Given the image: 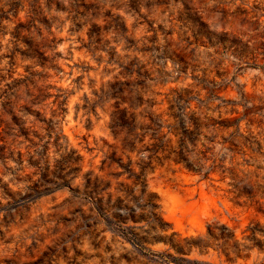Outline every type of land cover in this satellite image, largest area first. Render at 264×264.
Listing matches in <instances>:
<instances>
[{
	"label": "rangeland",
	"instance_id": "1",
	"mask_svg": "<svg viewBox=\"0 0 264 264\" xmlns=\"http://www.w3.org/2000/svg\"><path fill=\"white\" fill-rule=\"evenodd\" d=\"M263 26L264 0H0V116L15 131L12 107L28 129L0 128L14 149L0 159V264H159L148 257L164 244L138 251L110 231L101 239L104 220L82 191L87 172L103 189L110 183L102 195L112 200L125 189L118 182L139 194L131 173L145 180L168 233L206 243L186 257L264 264ZM112 82L137 113L152 111L163 125L173 122L169 112L185 117L178 107L198 117L203 152L188 155L191 170L163 153L148 161L122 149L109 127L114 99L97 97ZM219 121L229 127L212 124ZM231 133L236 146L222 144ZM44 147L41 164L54 169L79 155L80 169L63 166L65 182H43L32 160ZM218 233H234L242 251Z\"/></svg>",
	"mask_w": 264,
	"mask_h": 264
},
{
	"label": "trees",
	"instance_id": "2",
	"mask_svg": "<svg viewBox=\"0 0 264 264\" xmlns=\"http://www.w3.org/2000/svg\"><path fill=\"white\" fill-rule=\"evenodd\" d=\"M262 33L264 34V26ZM88 37L90 39H98V28L95 24H92V28L88 30ZM234 44H238L239 41H233ZM242 46H246L244 43ZM126 84V83H125ZM124 91V86L122 83L112 82L108 83L106 89H101L98 99L103 97L113 98L114 103L112 104V110L110 111V122L109 127L111 132L115 137H118L121 141L122 149L128 152L136 150L137 153L144 154L148 161L152 158H158L159 153H163V158L168 159L172 157V160L175 163H183L189 170H191L190 165L188 164V155L195 152L200 154L202 150H197L196 146L199 142L197 136L199 135V119L194 113H184V109L188 107H178L185 117H180L179 114L167 113L169 117L173 118L172 123H167L163 125L159 121V115L154 114L152 111L136 112L138 107H135V104L130 101V97L122 95ZM5 92V91H4ZM6 94V93H5ZM6 96V95H5ZM30 96V95H29ZM180 96V95H179ZM182 98L183 101L189 102L188 99ZM33 99H29V102H33ZM128 102V105L122 106V104ZM10 100L6 97V100L2 103V106L10 105ZM171 104L169 106H172ZM20 110L30 112L31 109L27 104L21 105ZM13 122L16 123L17 129L15 131H10L11 125L6 119H3L0 116V128L8 135L13 136L28 135V129L25 128L21 121V116H19L14 108L10 107L8 111ZM44 121V119H43ZM216 126L220 129H226L229 127L228 123L224 121H219L216 123ZM4 125V127H3ZM215 126V125H214ZM6 130H5V129ZM163 128H167L166 131H163ZM140 132H137V130ZM148 138V142L144 143V139ZM234 135L231 133L228 138H223L222 144L227 141L232 143V138ZM207 140L212 141L208 137H204ZM245 141L249 140L248 137H244ZM175 140L176 144L173 146L171 143ZM4 136L0 135V159L7 160L12 158L14 154V149L9 145H5ZM136 143H140L137 147ZM243 142L242 144H244ZM203 145V144H202ZM236 146V144H234ZM35 151L37 157L32 160V164L37 167V171L43 182H57L62 180L65 182V169L63 166H67L72 172H75L80 169V166L77 163L81 160L79 155L68 159L69 161L63 165H54V169H50L49 164H41L43 160L44 151ZM196 149V151H195ZM72 153H75V150H70ZM8 152V153H7ZM18 153V163L22 162L21 153ZM147 153V155H146ZM34 155H31L33 158ZM205 158V157H204ZM208 159V158H205ZM46 161V160H44ZM214 162V161H213ZM122 168L126 171H129L125 165H121ZM56 169L58 171H56ZM198 170H195V172ZM212 169H209L205 172L204 177L207 176ZM52 174V175H49ZM122 174V173H121ZM120 175V174H119ZM54 178H52V177ZM127 178H133V184L140 185L139 194L136 196L133 194L134 190L129 189L128 186H124L122 182H118L122 188L117 189L121 191V195L115 196L112 200L113 193L106 191V198H103V190L109 189L110 183H106V189L99 187L100 180L98 177L92 178L89 172L84 174L83 182V193L84 197L88 199L89 202L93 203L90 207L91 212H96L101 216L104 221H97V224L104 222V226L98 229V233H102L101 239H105V233L110 231L112 237L120 235L122 240L128 242L132 247L138 251L144 249L145 244H157L161 243L167 246L163 251L152 253V257H148V260L157 262L159 264H210L205 261H199L196 259H190L186 257L192 249L205 246V242L202 243L192 237H183L179 238V235L174 231L170 230L169 224L164 221V219L157 213V204L156 202L149 197L147 192V186L145 180L140 179L139 175L131 173ZM64 183H58V186H61ZM140 200V201H138ZM129 201L135 203V205H129ZM132 222L134 225L128 226V222ZM143 225H140L143 223ZM218 238H223L224 241L229 242L231 246V252H234L236 255L238 252L242 251L240 247L241 244L235 239L234 233L224 234L218 233ZM207 237L216 239L213 230L208 227ZM173 250L174 253L170 252ZM227 254V253H226Z\"/></svg>",
	"mask_w": 264,
	"mask_h": 264
}]
</instances>
